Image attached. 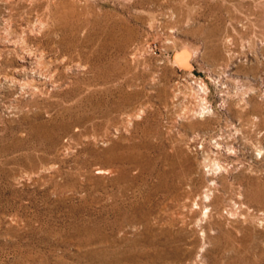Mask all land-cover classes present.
Here are the masks:
<instances>
[{
  "label": "rangeland",
  "instance_id": "obj_1",
  "mask_svg": "<svg viewBox=\"0 0 264 264\" xmlns=\"http://www.w3.org/2000/svg\"><path fill=\"white\" fill-rule=\"evenodd\" d=\"M0 264H264V0H0Z\"/></svg>",
  "mask_w": 264,
  "mask_h": 264
},
{
  "label": "water",
  "instance_id": "obj_2",
  "mask_svg": "<svg viewBox=\"0 0 264 264\" xmlns=\"http://www.w3.org/2000/svg\"><path fill=\"white\" fill-rule=\"evenodd\" d=\"M174 64L180 69L185 71L193 70L194 64L192 60V53L187 47L176 50L172 54Z\"/></svg>",
  "mask_w": 264,
  "mask_h": 264
},
{
  "label": "built area",
  "instance_id": "obj_3",
  "mask_svg": "<svg viewBox=\"0 0 264 264\" xmlns=\"http://www.w3.org/2000/svg\"><path fill=\"white\" fill-rule=\"evenodd\" d=\"M192 81L197 86V88L200 89V94H203V95L207 96L209 89L207 88V90H206L203 87L204 86L203 82H201L200 79H198V80L197 79H193Z\"/></svg>",
  "mask_w": 264,
  "mask_h": 264
},
{
  "label": "bare ground",
  "instance_id": "obj_4",
  "mask_svg": "<svg viewBox=\"0 0 264 264\" xmlns=\"http://www.w3.org/2000/svg\"><path fill=\"white\" fill-rule=\"evenodd\" d=\"M26 40V39H25ZM28 40V39H27ZM22 41H24V40H22ZM27 42V41H26ZM23 43V42H22ZM26 45V44H25ZM24 45V46H25ZM28 46V45H27ZM22 47H23V45H22ZM26 49V48H25ZM28 49V48H27ZM22 50H24L23 48H22ZM32 52V51H31ZM18 54H19V52H18ZM24 55V54H23ZM23 55L21 56V57H23ZM34 55V54H33ZM19 56V55H18ZM41 57V56H40ZM44 58V57H43ZM22 61V60H21ZM40 61V60H39ZM42 61H43V59H42ZM35 62V61H34ZM37 62V61H36ZM41 63V62H40ZM39 64V63H38ZM34 65V64H33ZM37 66H42V65H37ZM46 66V65H45ZM17 68H19V67H17ZM17 68H16V70H17ZM25 69H26V67H24ZM47 68H48V66H47ZM46 68V69H47ZM29 69V68H28ZM23 70V69H22ZM27 70V69H26ZM31 70V69H30ZM39 70V69H38ZM45 70V69H44ZM18 71H19V69H18ZM24 71V70H23ZM31 71H35V70H31ZM22 72V71H21ZM27 72V71H26ZM40 72V71H39ZM39 72H37V73H39ZM46 72H48V71H46ZM18 73V72H17ZM20 73V72H19ZM28 73V72H27ZM35 74V73H34ZM47 74V73H46ZM29 76V75H28ZM33 76V75H32ZM19 80V82H20V79H18ZM33 80V79H32ZM23 81V80H22ZM34 81V80H33ZM37 81V80H36ZM35 82V81H34ZM21 83V82H20ZM23 83H25V82H23ZM19 84V83H18ZM22 84V83H21ZM23 87H24V85H23ZM204 88H207L206 87V85L205 86H203ZM199 91H200V89H199ZM204 108H207V107H203V109ZM204 111H205V109H204Z\"/></svg>",
  "mask_w": 264,
  "mask_h": 264
},
{
  "label": "crops",
  "instance_id": "obj_5",
  "mask_svg": "<svg viewBox=\"0 0 264 264\" xmlns=\"http://www.w3.org/2000/svg\"><path fill=\"white\" fill-rule=\"evenodd\" d=\"M176 66V65H175ZM177 67V66H176Z\"/></svg>",
  "mask_w": 264,
  "mask_h": 264
}]
</instances>
